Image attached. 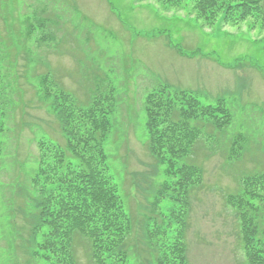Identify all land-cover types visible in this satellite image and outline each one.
Instances as JSON below:
<instances>
[{
  "label": "rangeland",
  "instance_id": "374dc122",
  "mask_svg": "<svg viewBox=\"0 0 264 264\" xmlns=\"http://www.w3.org/2000/svg\"><path fill=\"white\" fill-rule=\"evenodd\" d=\"M192 7L190 0L173 6L158 0H0V97L13 98L5 123L16 126L2 137L0 264L28 257L24 249L17 254V245L27 244V231L15 236L9 225L12 219L20 226L25 218L35 221L36 140L65 144L48 103L35 92L36 79L45 74L77 106L89 104L96 86L114 88L104 150L125 209L136 217L128 250L132 264H155L145 217L162 173L146 146V95L166 84L193 92L212 110L223 98L228 125L217 129L209 119L193 121L200 135L188 160L202 168L203 177L189 193L186 254L189 264H248L239 220L226 196L238 193L245 175L264 172V23L259 21L264 0L259 19L237 23L223 22L221 12L206 22ZM42 19L47 22L33 28ZM238 133L246 139L244 148L230 159ZM11 207L15 214L7 217ZM160 207L167 212L173 201L164 198ZM9 236L17 237L16 247L6 242ZM74 238L76 263L92 264L87 242Z\"/></svg>",
  "mask_w": 264,
  "mask_h": 264
},
{
  "label": "trees",
  "instance_id": "16d2710c",
  "mask_svg": "<svg viewBox=\"0 0 264 264\" xmlns=\"http://www.w3.org/2000/svg\"><path fill=\"white\" fill-rule=\"evenodd\" d=\"M158 1L173 6L181 0ZM190 1L193 11L206 22L216 20L220 12L222 21L227 23H237L250 16L257 19L261 13V0ZM44 20L47 22L42 19L36 26L32 25L33 28L42 27ZM261 21L264 23V16ZM36 81L37 97L43 105L48 103L46 110L58 122L65 144L36 140L37 165L31 177L33 189L38 187L39 191L34 204L35 221L31 223L25 218L27 223L21 226L14 219L10 221L9 230L12 229L15 236L19 230L21 234L23 230L28 234L27 244L17 245L22 249H18L17 254L24 249L28 257L23 263L17 259L15 264H77L76 235L87 242L92 264H132L128 250L136 217L125 209L120 186L112 176L104 150L112 129L110 118L115 112L114 88L96 86L89 104L82 107L49 80L47 74ZM12 100L7 95L0 97V155L6 148L3 135L16 127L5 123L6 108L11 106ZM218 101V109L212 110L203 107L193 92L165 84L145 97L148 155L162 173L145 217L146 239L152 247L155 264H189L185 242L189 193L193 186L201 184L203 177L202 168L188 160L200 135V128L193 121L199 117L209 119L217 129L228 125L230 113L222 104L224 100ZM12 118L13 115L9 119ZM245 140L242 133L234 136L228 154L230 159L241 155ZM164 198L171 199L173 207L163 213L160 204ZM226 201L235 208L247 263L264 264V215L261 212L264 172L242 177L238 193L228 194ZM12 206L19 207L18 204ZM13 214L15 210L11 207L7 217ZM17 240L13 236L6 238V242L15 247Z\"/></svg>",
  "mask_w": 264,
  "mask_h": 264
}]
</instances>
